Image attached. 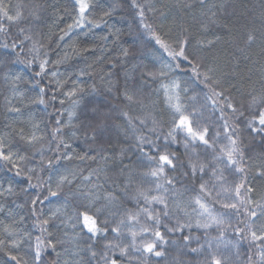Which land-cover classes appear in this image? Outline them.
<instances>
[{"label":"snow or ice","instance_id":"snow-or-ice-1","mask_svg":"<svg viewBox=\"0 0 264 264\" xmlns=\"http://www.w3.org/2000/svg\"><path fill=\"white\" fill-rule=\"evenodd\" d=\"M199 2L203 6L205 0ZM71 3L75 16L61 29L60 41L74 29L100 27L104 17L119 7L113 4L96 22L89 20L95 7L91 0ZM131 6L136 9L139 27L166 53L168 62L142 71L139 83L130 84L125 72L123 88H118L114 97L120 104L107 111L92 107L78 127L73 124L80 118L76 97L84 88L71 81V89L62 91L68 79H59V73L48 66L62 63L67 53L50 60V46L41 42L45 14L55 6L46 0H0V34L11 38V43L5 40L0 47L11 49L9 54L17 57L16 62L39 68L33 85L39 89L38 98L32 102L47 107L63 96L72 104L67 121H62L65 99L59 100L55 127L47 133L40 123H33L30 129L9 124L5 125L9 131L0 133V170L23 176L26 181L18 190L12 181H0V200L35 192L23 204L16 200L11 206L0 203V215L10 221L0 220L3 264H153L161 259L167 264H264V187L257 191L255 184L264 182V81L258 92L253 88L246 95L241 93L233 83L235 72L225 71L226 66L215 57L205 55L222 40L220 35L196 39L182 27L175 37L166 39L163 23L159 30L147 23L146 11H156L151 4L131 0ZM179 7L190 10L194 4L186 0ZM227 15L230 13L221 5L219 14L202 12L200 20L192 19L199 32L207 35L212 26L227 30L222 23ZM160 16L166 18L163 12ZM259 18L264 37V0ZM244 36L246 45L257 39L254 31ZM26 43L30 44L27 51ZM121 54L128 58L129 49L122 48ZM21 55L32 59L21 60ZM182 64L187 67L181 68ZM84 74L80 70L79 76ZM106 75L111 77L112 73ZM20 79L19 75L12 78L14 94L15 82ZM45 79L47 84L41 86ZM157 81L156 92L163 91L161 108L144 92L148 82ZM109 85L111 92L115 83L109 80ZM46 88L52 90L47 101ZM7 110L20 114L16 107ZM66 127L74 129L67 139ZM80 127L91 129V135L85 131L84 138L93 142L84 155L75 154L72 147ZM110 127L116 129L115 142L109 139L96 145ZM253 143L260 144L261 151L249 155ZM65 161L86 167H63ZM46 170L49 175L45 178ZM45 191L47 195H43ZM53 198L58 203L45 211L43 205L51 204ZM25 205L33 220L32 230H38L35 236L25 226L29 217L14 211ZM59 229H64V238L56 237ZM229 234L235 239H228ZM244 242L248 246L246 259L240 251ZM49 250L55 253L54 259L45 258ZM170 250L175 254L169 259Z\"/></svg>","mask_w":264,"mask_h":264},{"label":"trees","instance_id":"trees-1","mask_svg":"<svg viewBox=\"0 0 264 264\" xmlns=\"http://www.w3.org/2000/svg\"><path fill=\"white\" fill-rule=\"evenodd\" d=\"M27 2V0H24ZM45 2V0H41ZM48 5H54L55 8L49 7L46 12V24L42 26V31L45 33V38L41 41L49 48V59L56 60L63 57L67 53V59L58 65L49 64V69L59 73V79H68V85L62 91H69L72 87L71 81H77L79 86L84 88V92L79 94L76 98L80 100V106L76 109L77 115L80 117L73 121L76 126H81L84 123L83 114L90 110L92 107H98L101 111L109 110L111 105H119L120 101L114 99L117 95V89H122L124 84V73L127 72L130 77L129 83H139L142 71H151L160 67L161 62H168L166 53L158 50L159 46L155 45L153 40L148 38V34L139 27V20L136 15V9L131 6V0H91L95 5L92 9V15L89 20L96 22L100 21L104 11H107L113 4H118L119 7L112 12L111 15L104 17V23L100 24L98 28L85 27L83 29H74L69 36L65 37L63 41L59 40L62 34L61 29H66L69 23L73 22L75 13L72 11L71 0H46ZM138 3L143 5L151 4L156 11H146L147 23L153 24L157 27L163 23V33L169 37H175L181 30L186 28L196 39H212V34H218L222 40L205 55L211 59L215 57L218 63L225 67V71L229 73L235 72L236 79L233 81L243 94H247L256 89L257 92L262 87L264 81V37L261 36V23L259 18L261 0H205L201 6L199 0H190L194 7L190 10H185L179 7V4L186 2V0H137ZM221 5L223 11L230 13L224 17L222 23L224 27L212 26L207 35L199 32V26L193 21V16L196 20L201 19V13L204 12L210 15L211 12H221ZM67 8V12L64 9ZM161 12L165 14V19H161ZM119 30V39L116 40L115 36ZM159 30V28H158ZM254 31L257 39L251 45H246L244 34ZM15 29H13V36ZM107 37V39H104ZM7 40L11 43V38L5 37L0 34V43ZM195 40H193V44ZM30 44H25V51H27ZM122 48H128L130 55L124 58L121 54ZM239 49H243L240 51ZM19 51V49H17ZM191 51V49H189ZM11 49H4L0 47V133L9 131L5 125L19 128L24 127L30 129L33 123H40L45 133L55 127V110L61 109L59 103L60 99H65L63 105L64 115L61 117L62 121H67V111L72 110L70 99L63 96H58L55 104H48L47 107L33 103L37 100L39 89L34 87L35 72L39 71L38 65L28 66L24 63H19L15 55H10ZM41 59H43V50L41 52ZM99 58V59H98ZM21 60L32 59L31 56L21 55ZM114 63L115 68H111L110 64ZM91 65L92 67H89ZM136 65L137 67L133 68ZM186 65H181V68H186ZM80 70H84L85 74L79 76ZM111 72L112 76L106 74ZM19 75L21 79L15 82V94L13 92L14 76ZM8 76V79L5 77ZM103 77V79H101ZM186 79L182 77V80ZM109 80L115 83L111 92L109 91ZM149 87L144 89L145 94L149 97L151 102H154L158 108L163 107V91L156 92L159 88V81L148 82ZM47 84V79L41 81V86ZM93 86L95 90H93ZM51 89L46 88L45 100H50ZM20 93H23L21 96ZM238 95V94H237ZM239 98V96H238ZM10 101V103H9ZM149 101H146L148 103ZM16 107L20 109V114L11 113L7 109ZM52 113L50 117L48 114ZM109 125L113 122L108 121ZM121 123V121H117ZM71 127L64 129V136L67 139L71 131ZM87 131L91 135L90 128L80 127L78 138L72 140V147L75 154L84 155V149L93 142L88 139L85 140L84 132ZM117 137L116 129L109 128L104 137H98L96 145L106 144L109 139L115 142ZM53 147L55 145L53 144ZM61 151H64L61 149ZM261 151V145L253 143L249 150V155ZM52 155V153H47ZM37 162L39 157L36 158ZM101 165L102 161L99 162ZM29 166H34L30 164ZM38 166V165H35ZM63 167H80L84 168L86 165H78L75 161L69 163L63 162ZM93 168L97 165H92ZM87 175V172L84 173ZM49 175L46 170L43 176L46 178ZM56 177L53 176V190L55 189ZM0 181L7 184L12 181L14 187L18 190L20 187L26 186V181L23 176L14 177L12 172L0 170ZM35 183V179H33ZM257 191L264 187V182H255ZM35 192H30L27 196L21 195L18 197H9L0 200V203L5 205H12V200H16L17 204H23L25 200H30ZM47 195V191L43 193ZM58 202L53 198L51 204L45 203L43 205L45 211L49 207H54ZM14 211L20 215L28 216L26 227L32 230L31 226L33 220L30 217L28 206L23 208H16ZM18 218V217H17ZM0 220L9 223L4 215H0ZM33 236L38 234V230H32ZM49 231H54L49 229ZM64 229L55 230V235L58 239L64 238ZM72 233L69 231L68 237ZM228 239H235L229 234ZM57 251H60L57 248ZM242 258L246 259L248 251L247 243L244 242L240 249ZM252 251H255L253 248ZM174 251L170 250L169 259L174 255ZM48 260L55 258V253L49 250L45 257ZM5 257L0 253V264H3ZM153 264H167L164 259L154 260Z\"/></svg>","mask_w":264,"mask_h":264}]
</instances>
